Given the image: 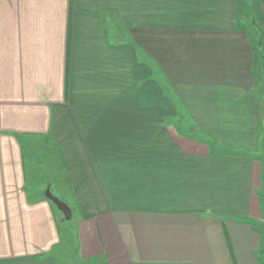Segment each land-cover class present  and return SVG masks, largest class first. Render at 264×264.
Here are the masks:
<instances>
[{
  "label": "crops",
  "instance_id": "0c3cea01",
  "mask_svg": "<svg viewBox=\"0 0 264 264\" xmlns=\"http://www.w3.org/2000/svg\"><path fill=\"white\" fill-rule=\"evenodd\" d=\"M255 9L0 0V264H264Z\"/></svg>",
  "mask_w": 264,
  "mask_h": 264
},
{
  "label": "rangeland",
  "instance_id": "374dc122",
  "mask_svg": "<svg viewBox=\"0 0 264 264\" xmlns=\"http://www.w3.org/2000/svg\"><path fill=\"white\" fill-rule=\"evenodd\" d=\"M254 3H255V6H256V16H257V20H253L249 23V27L251 28V30H253L255 32V35H257V38H258V43L261 44L264 48V0H252ZM260 17V19H259ZM257 92L260 94V97H261V106L264 110V71H263V75H262V79L261 81L258 83V88H257ZM44 148V147H43ZM33 149H30V148H26V156L29 158V161L32 162L31 160V157L36 159V161H39L41 160V158L43 157V161H45V157L48 155H42L43 153L42 152H38L37 149H35V153L37 154H32V151ZM37 150V151H36ZM43 150H46L45 148ZM41 150V151H43ZM55 155V152L53 153L51 151V160H53L54 158V161L53 162H56L57 163V159H55L56 157H54ZM34 156V157H33ZM41 168L42 171H44V175L43 177L45 178L47 176V170H46V166L45 164L44 165H40L39 166ZM50 174V173H49ZM52 176L50 174V179L52 180ZM53 185V183H52ZM50 188L51 190V187L48 185L46 187V190ZM45 190V192H46ZM52 192V191H51ZM53 192H55V194H57V198H59L61 201L65 200L64 197L60 194V193H57L54 189H53ZM64 202V201H63ZM73 221L74 220H70V221H66L67 222V228H66V235L64 236V240H63V244L57 248V250H55V253H57L59 255V257L62 256V258H66L65 259V264H78L76 261V259L74 258L73 254L75 252V245L73 243V239H74V236L73 234L71 233V226L73 224ZM61 260H64V259H61ZM81 264H98V263H95V262H83Z\"/></svg>",
  "mask_w": 264,
  "mask_h": 264
},
{
  "label": "water",
  "instance_id": "95a60500",
  "mask_svg": "<svg viewBox=\"0 0 264 264\" xmlns=\"http://www.w3.org/2000/svg\"><path fill=\"white\" fill-rule=\"evenodd\" d=\"M45 197L50 200L59 211L64 215L65 220L69 221L72 219V210L65 202L61 201L51 192L50 188H48L45 192Z\"/></svg>",
  "mask_w": 264,
  "mask_h": 264
}]
</instances>
